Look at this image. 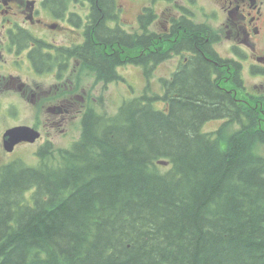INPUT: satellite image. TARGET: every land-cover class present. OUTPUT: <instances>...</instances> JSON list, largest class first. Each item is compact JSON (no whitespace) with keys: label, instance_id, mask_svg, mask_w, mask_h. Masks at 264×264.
Segmentation results:
<instances>
[{"label":"trees","instance_id":"obj_1","mask_svg":"<svg viewBox=\"0 0 264 264\" xmlns=\"http://www.w3.org/2000/svg\"><path fill=\"white\" fill-rule=\"evenodd\" d=\"M94 9L110 11L112 20L115 0ZM104 23L96 33L117 37ZM193 42L192 35L183 51L194 52ZM114 48L80 49L78 56L109 81L119 65ZM211 71L182 67L163 81L168 93L133 100L128 115L101 119L98 132L95 115L86 113L82 139L61 169L22 161L1 167L0 264H264V133L257 122L264 112L226 104ZM158 100L167 111L154 107ZM224 105L240 129L226 139V126L203 133L202 121L223 115Z\"/></svg>","mask_w":264,"mask_h":264},{"label":"flooded vegetation","instance_id":"obj_2","mask_svg":"<svg viewBox=\"0 0 264 264\" xmlns=\"http://www.w3.org/2000/svg\"><path fill=\"white\" fill-rule=\"evenodd\" d=\"M199 1L164 0L155 4L154 12L144 13L145 9L139 12L129 10L124 16L123 10L117 7L114 18L107 20L106 16H109L110 11L100 9L96 12L94 9L99 0L95 3L93 0H0L1 60L5 57L16 58L17 63L7 61L11 68L21 71L23 66H28L38 75L46 72L47 54L53 60V55L62 52L63 63L74 60L73 67L67 64L63 66L62 63L56 66L55 73L50 74L57 80L48 91L49 99L56 100L54 105H43L45 91L39 89L41 86L24 81L19 72L8 71V74L3 75L6 82L0 87V91L11 89L25 98L32 108L38 106L40 110L37 112H44L42 121L41 118L39 121L47 128L45 130L47 137L43 139L41 147L46 144L60 147L55 144L57 129L61 126V133L69 135L70 127L67 123L69 116L74 112L82 113L86 106L87 96L82 94L79 84L73 85L76 75L66 74L64 77L61 75L63 71H72L80 75L82 68V59L78 56L80 49L93 50L109 46L115 49L116 43L119 50L117 68L132 65L126 64V61L136 62L135 57L126 60L127 48H131L129 50L131 54L140 51L141 47L149 49L153 62L161 61L160 64H163L168 60L164 63L173 65L180 63L178 72L190 63H199L206 67L208 65L214 71L213 81H224L219 83V90L228 95L227 101L230 105L234 106L235 101L245 103L252 101L253 95L248 91L242 76L245 74L251 79L254 77L264 79V0H208L214 7L206 9L204 3L203 8L201 7L204 14L201 22H197V16L193 11L197 13L195 3ZM115 5L117 6V2ZM44 14L51 16L53 20H49ZM129 16H133V23L127 21ZM151 16L155 17L146 24ZM102 18L105 19L106 29L118 32L117 37L101 38L99 35L103 33H96V27ZM54 25L57 26L54 31L62 29L75 31L77 34L73 37L74 43L56 45L53 41L48 42L35 35L38 34L36 31L49 32ZM148 27L150 35H147ZM188 33L193 35L195 51H190L191 53L185 56L184 41L192 36H186ZM142 38H150V42H142ZM222 43L228 47L222 49ZM62 50L70 51L74 55L66 56ZM140 57L141 55L139 59ZM237 72H240L239 83L243 89L237 83ZM82 88L86 90L84 85ZM240 90L243 96L238 99ZM227 112L207 122L225 121L221 125L224 127L232 120ZM35 128L41 131L43 136L41 126ZM1 148L4 150L2 141Z\"/></svg>","mask_w":264,"mask_h":264},{"label":"rangeland","instance_id":"obj_3","mask_svg":"<svg viewBox=\"0 0 264 264\" xmlns=\"http://www.w3.org/2000/svg\"><path fill=\"white\" fill-rule=\"evenodd\" d=\"M117 7L123 10V16L127 11H141L144 10L145 7L154 8L149 2L151 0H116ZM148 3V4H147ZM204 3H206L204 5ZM146 4V5H145ZM195 7H197V13L195 11L194 15H196L197 22H201V18L204 14L203 5L206 9H212L213 3L208 0H200L199 2L195 3ZM144 6V7H143ZM73 9V5L71 6ZM202 7V8H201ZM194 10V9H193ZM74 11V10H73ZM48 17L49 20H53V18L47 14H44ZM1 18V17H0ZM127 21L133 23L134 18L133 16L127 17ZM38 34H35L39 38H43L48 42L53 41L56 45H69L73 44L74 40L73 37H76V32L71 30H58L54 31L52 29L49 32L43 31H36ZM76 43V42H75ZM228 45L223 44L221 45L222 49H226ZM109 52V49H107ZM61 53H57L53 55V60L48 59L50 63L47 64L46 60V72L43 75H38L35 71L30 69L28 66H23L21 71H17L15 68H11L7 61L9 62H18V59L12 57H5L4 60L0 59V87H3V84L6 82L4 80L3 75L8 74V71L19 72L20 76L23 78L24 81L34 84L36 86H41L39 89L41 91H45V96L43 100V105H54L53 103L56 100L49 99L48 95L50 94L48 91L51 87L57 83L56 77L50 74L56 72L57 67L63 63L61 60L62 56ZM126 60L132 57H135V63H127V64H135L133 65H126L117 68H114V72L111 74V79L108 82H104L98 79L97 74L95 71L90 69L89 67L83 65L80 69V75L72 71H63L61 72L62 77L66 74H73L76 75L73 79V85L79 84L80 89H82V94L87 96V103L84 107V111L74 112L68 118V126L70 127V134L64 135L61 133L60 129L61 126L57 129V136L55 139V144L60 147H49L45 151H43L39 157L36 155L41 148V143L37 142L34 145H23L16 149L14 153H6L1 148V138L2 133L9 127L18 126V125H29L34 126L35 123H39L41 128L45 131L47 128L43 126V122H39L38 119L41 118L42 121V113L37 112L40 110L38 106L36 108H32L28 101L23 98L20 94H17L11 89L0 91V167L5 163L13 161L15 158H22V161L28 167H33L35 164L37 166L33 168H40V169H61L67 165H69V158L72 155V148L73 144L76 142H80L83 135V127L82 121L84 119L85 113H93L95 116H92L93 121L95 122L93 128L95 130L100 129L101 119H104L105 123L114 121L115 118H120L121 115H128L132 108H133V100L140 96H145L153 100L154 98L161 97L168 93L164 86H162V80L168 77L171 74V70L174 71L176 67H173V64L164 63L168 62V60L164 61L163 64H160L161 61L153 62L151 57L147 56V60L141 61L139 59L140 53H131L129 51L126 52ZM73 61L64 62L63 66L67 64L68 66L73 67ZM21 64V63H19ZM160 64V65H159ZM159 65L157 68L156 66ZM56 67V68H55ZM123 68V69H122ZM143 68V70H142ZM156 70H153L155 69ZM122 69V70H121ZM121 70V74H119ZM154 73H152L153 71ZM52 71V73H51ZM214 71L210 72V76L212 78ZM237 77V73H236ZM244 82L247 84L248 91L251 94H261L264 92V80L258 77L250 78L248 75H243ZM213 80V78H212ZM216 82V89L219 91L220 94H225L219 90V83L224 82L223 80H218ZM86 87V90L82 88V86ZM96 86V87H94ZM85 92V93H84ZM243 94L241 92L238 93L237 98L242 97ZM160 101V100H159ZM227 104V100H224ZM255 102V101H253ZM252 102V103H253ZM259 104L258 106L255 105H248L249 109H257L260 106V109L264 112V105L260 103V101H256ZM129 105V107H128ZM240 101H235V109L239 106V109L246 111ZM162 105H155L156 109H161ZM225 107V112H233L234 110ZM224 112V111H222ZM220 112V113H222ZM219 114V113H218ZM206 119L202 121V125L204 124ZM262 122H257L259 124V129L264 133V113L261 117ZM225 123V121H213L209 124H205L202 128V132H206L209 134H213L214 132H218L221 129V125ZM248 127L250 128L253 124L248 122ZM97 127V128H95ZM90 128V127H88ZM239 125L236 123L228 124L223 133V139H226L230 134L238 131ZM253 129H250V137L246 141L243 142L245 145L247 153H251L252 151V135ZM47 137V135H46ZM69 139V140H68ZM68 141V142H66ZM257 146H260V141L255 142ZM72 146V147H71ZM264 152V149H262ZM260 151V154H262ZM31 165V166H30ZM168 167H160L162 172H165L169 169Z\"/></svg>","mask_w":264,"mask_h":264},{"label":"water","instance_id":"obj_4","mask_svg":"<svg viewBox=\"0 0 264 264\" xmlns=\"http://www.w3.org/2000/svg\"><path fill=\"white\" fill-rule=\"evenodd\" d=\"M40 136L41 134L32 127H13L6 130L3 134V146L7 152H13L18 144L23 142L35 143Z\"/></svg>","mask_w":264,"mask_h":264},{"label":"bare ground","instance_id":"obj_5","mask_svg":"<svg viewBox=\"0 0 264 264\" xmlns=\"http://www.w3.org/2000/svg\"><path fill=\"white\" fill-rule=\"evenodd\" d=\"M152 15V14H151ZM155 17V16H154ZM156 19V18H155ZM153 20V19H152ZM183 52H185V56L187 55V53H191L190 51L184 50Z\"/></svg>","mask_w":264,"mask_h":264}]
</instances>
